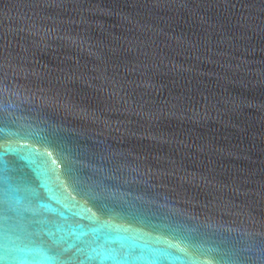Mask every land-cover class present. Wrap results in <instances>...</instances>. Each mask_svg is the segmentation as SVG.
<instances>
[{
	"label": "water",
	"instance_id": "1",
	"mask_svg": "<svg viewBox=\"0 0 264 264\" xmlns=\"http://www.w3.org/2000/svg\"><path fill=\"white\" fill-rule=\"evenodd\" d=\"M0 264H264V0H0Z\"/></svg>",
	"mask_w": 264,
	"mask_h": 264
}]
</instances>
